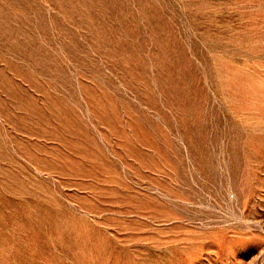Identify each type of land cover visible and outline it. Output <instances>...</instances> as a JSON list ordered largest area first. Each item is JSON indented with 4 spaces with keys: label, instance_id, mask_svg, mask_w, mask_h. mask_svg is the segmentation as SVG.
<instances>
[{
    "label": "rangeland",
    "instance_id": "1",
    "mask_svg": "<svg viewBox=\"0 0 264 264\" xmlns=\"http://www.w3.org/2000/svg\"><path fill=\"white\" fill-rule=\"evenodd\" d=\"M0 264H264V0H0Z\"/></svg>",
    "mask_w": 264,
    "mask_h": 264
}]
</instances>
